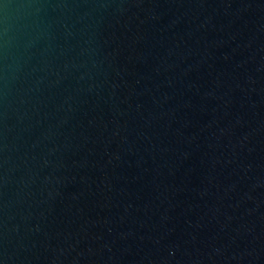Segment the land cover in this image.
Listing matches in <instances>:
<instances>
[{
  "label": "water",
  "instance_id": "water-1",
  "mask_svg": "<svg viewBox=\"0 0 264 264\" xmlns=\"http://www.w3.org/2000/svg\"><path fill=\"white\" fill-rule=\"evenodd\" d=\"M0 264H264V0H0Z\"/></svg>",
  "mask_w": 264,
  "mask_h": 264
}]
</instances>
